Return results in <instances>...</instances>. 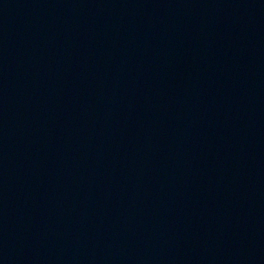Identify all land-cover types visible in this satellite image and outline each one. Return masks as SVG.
Returning a JSON list of instances; mask_svg holds the SVG:
<instances>
[{
    "label": "water",
    "instance_id": "95a60500",
    "mask_svg": "<svg viewBox=\"0 0 264 264\" xmlns=\"http://www.w3.org/2000/svg\"><path fill=\"white\" fill-rule=\"evenodd\" d=\"M0 264H264V0H0Z\"/></svg>",
    "mask_w": 264,
    "mask_h": 264
}]
</instances>
